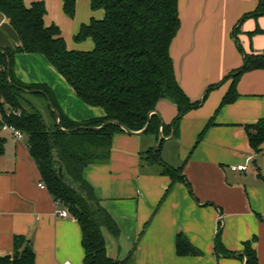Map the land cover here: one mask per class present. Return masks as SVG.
I'll list each match as a JSON object with an SVG mask.
<instances>
[{
	"label": "crops",
	"instance_id": "crops-1",
	"mask_svg": "<svg viewBox=\"0 0 264 264\" xmlns=\"http://www.w3.org/2000/svg\"><path fill=\"white\" fill-rule=\"evenodd\" d=\"M27 6L34 1L24 0ZM44 21L56 24L71 50H92V37L77 40L83 24L105 16L89 0H77L76 12H65L63 0H43ZM181 28L171 45L177 79L193 102L179 123L176 146L163 161L182 166L186 181L172 182L160 165L148 164L145 152L154 134L115 132L108 160L87 166L84 176L116 221L119 234L103 227L107 253L124 264H245L244 244L264 264V144L256 153L246 126L264 118V68L245 71L236 80L237 97L222 105L245 53L264 52V0H179ZM19 35L0 11V47L15 49ZM14 76L53 91L63 114L74 122L102 117L99 106L85 103L41 53H16ZM232 76V77H229ZM156 110L166 125L178 113L167 99ZM0 255L12 254L15 238L31 240L36 264H84L81 225L53 197L32 157L27 138L1 130ZM169 136V135H168ZM164 153V154H163ZM172 155V161L169 157ZM245 165V170L234 166ZM40 184H45V187ZM220 235L226 256L216 249ZM183 234L200 253L180 255Z\"/></svg>",
	"mask_w": 264,
	"mask_h": 264
},
{
	"label": "trees",
	"instance_id": "trees-1",
	"mask_svg": "<svg viewBox=\"0 0 264 264\" xmlns=\"http://www.w3.org/2000/svg\"><path fill=\"white\" fill-rule=\"evenodd\" d=\"M63 1L65 12L74 16L77 0ZM89 1L93 9H104L105 16L83 24L76 39L92 37L95 47L92 50H71L59 26L45 24L43 0L34 1L29 6L24 0H0V11L20 39L15 49L3 51L0 47V126L4 123L13 125L25 134L47 188L81 225L84 264H124L123 260L114 259L107 253L103 227H108L114 235L119 234V228L84 176L87 166L108 160L112 136L123 130L114 123L100 130L80 127L99 126L117 119L131 130H141L158 102L167 99L177 106L178 113L170 124L164 123V134L168 136L173 132L176 137L182 117L199 106L218 84L210 86L201 100L193 102L177 79L171 45L181 28L179 0ZM16 53L45 55L78 97L87 104L101 107L104 115L83 122L68 119L50 88L43 84L24 83L14 76L13 56ZM8 58L12 84L7 78ZM261 68H264V52L245 53L244 63L235 70L236 76L222 105L237 97L236 80L242 73ZM33 90H43L44 93ZM27 93L39 95L45 103H33ZM48 97L59 110L63 127L79 129L61 130L55 112L48 105ZM160 126L159 116L152 114L146 133L154 134L158 140ZM246 129L251 146L260 153L264 144V118L247 125ZM4 143L5 138L0 135V153ZM164 143L165 140L156 151L152 147L145 152L146 162L160 165L173 183L186 181L182 166L174 167L163 161ZM61 168L64 177L60 175ZM221 231L222 224L216 237V249L231 256L234 253L225 249L221 242ZM244 245L246 264H259L251 243L245 242ZM177 251L180 255L200 253L181 233L177 237ZM0 264H36L31 240L17 236L14 252L0 255Z\"/></svg>",
	"mask_w": 264,
	"mask_h": 264
},
{
	"label": "water",
	"instance_id": "water-1",
	"mask_svg": "<svg viewBox=\"0 0 264 264\" xmlns=\"http://www.w3.org/2000/svg\"><path fill=\"white\" fill-rule=\"evenodd\" d=\"M3 51H5V50L3 49ZM7 78H8V82L12 84V81H11V63H10V58H8ZM32 92H41V93H44L43 90H33ZM48 105L55 112V114H56V121H57V124L60 126L61 130L67 132V131H72V130L79 129V128H75V129H67V128H64L63 125H62L61 114H60L59 110L57 109V107H55L52 104V101H51V99L49 97H48ZM152 114H157L159 116V118H160V121H161V126H160V130H159V138H158V140H157V142H156V144L154 146V151H156L159 148V146L162 144V142L164 140H166V136L164 134V121H163V118L161 117L160 113L157 110H154V111H152V112L149 113V118H148L147 124L145 125L144 128H142L141 130H137V131H134V130L129 129L128 127H126L122 122H120L117 119H110V120L102 123L99 126H83V127H80V128L100 130V129L104 128L106 125H108L110 123H114V124L118 125L124 132H127L129 134L142 135V134L146 133V131L148 130V128L150 126V121H151V115ZM172 137H173V132L167 137V139L172 138ZM60 175L62 177H64L62 168L60 169ZM243 255L246 257L245 254H243ZM246 263H247V257L245 258V264Z\"/></svg>",
	"mask_w": 264,
	"mask_h": 264
},
{
	"label": "built area",
	"instance_id": "built-area-1",
	"mask_svg": "<svg viewBox=\"0 0 264 264\" xmlns=\"http://www.w3.org/2000/svg\"><path fill=\"white\" fill-rule=\"evenodd\" d=\"M0 129L1 130H8V131L12 132L13 135L18 139H22L25 136V134L21 130H19L18 128H16L13 125H9L6 123L2 124L0 126ZM234 169L245 170L246 166L245 165H238V166H234ZM40 185L45 187V184H40ZM57 202L60 203V200H57ZM58 215H60L62 217H68L70 214H69V211L67 209H63V210L58 211Z\"/></svg>",
	"mask_w": 264,
	"mask_h": 264
},
{
	"label": "rangeland",
	"instance_id": "rangeland-1",
	"mask_svg": "<svg viewBox=\"0 0 264 264\" xmlns=\"http://www.w3.org/2000/svg\"><path fill=\"white\" fill-rule=\"evenodd\" d=\"M27 96H28V98L33 102V103H36L37 105H39L40 103H45L44 102V99L42 98V97H40L39 95H36V94H34V93H27L26 94ZM145 134V133H144ZM148 134V133H147ZM167 137L168 136H166V140H165V143H164V152L167 150L168 151V149L170 150V152L173 154V155H175V153H174V148H175V146H176V143H174V141H171V140H168L167 139ZM155 146V145H154ZM164 154V153H163ZM163 156V155H162ZM169 161H172V155H171V157H169V159H168Z\"/></svg>",
	"mask_w": 264,
	"mask_h": 264
}]
</instances>
